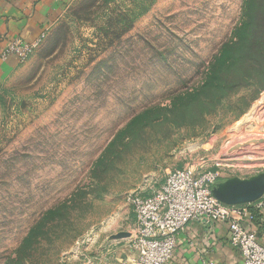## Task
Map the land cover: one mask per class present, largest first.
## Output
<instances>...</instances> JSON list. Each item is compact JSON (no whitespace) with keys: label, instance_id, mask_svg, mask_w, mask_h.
<instances>
[{"label":"rangeland","instance_id":"374dc122","mask_svg":"<svg viewBox=\"0 0 264 264\" xmlns=\"http://www.w3.org/2000/svg\"><path fill=\"white\" fill-rule=\"evenodd\" d=\"M246 1H67L0 81V264H133L128 195L172 169L264 188Z\"/></svg>","mask_w":264,"mask_h":264},{"label":"built area","instance_id":"2783aa9c","mask_svg":"<svg viewBox=\"0 0 264 264\" xmlns=\"http://www.w3.org/2000/svg\"><path fill=\"white\" fill-rule=\"evenodd\" d=\"M48 28L33 40L14 37L0 49V59L13 56L24 61L45 39ZM216 174L172 169L165 178L128 195L134 213L129 247L135 252L133 264H167L173 257L177 236L192 223L213 229L226 223L228 242L239 255L241 264H264V244L258 231L264 223V197L243 203L225 204L212 187ZM260 221L256 222V217ZM212 264V263H210Z\"/></svg>","mask_w":264,"mask_h":264},{"label":"crops","instance_id":"0c3cea01","mask_svg":"<svg viewBox=\"0 0 264 264\" xmlns=\"http://www.w3.org/2000/svg\"><path fill=\"white\" fill-rule=\"evenodd\" d=\"M68 0H0V49L14 37L33 40L50 28L57 12ZM19 65L9 56L0 59V81ZM256 217V222L260 221ZM226 223L213 229L202 223L189 224L178 236L172 259L167 264H241L238 251L228 242ZM258 239L264 244V223L258 231ZM133 252V259L135 252Z\"/></svg>","mask_w":264,"mask_h":264},{"label":"water","instance_id":"95a60500","mask_svg":"<svg viewBox=\"0 0 264 264\" xmlns=\"http://www.w3.org/2000/svg\"><path fill=\"white\" fill-rule=\"evenodd\" d=\"M214 185L212 187V192L214 196L225 204L248 203L258 199L264 193L263 187L246 185L243 187L232 188L226 197H219L215 194Z\"/></svg>","mask_w":264,"mask_h":264},{"label":"trees","instance_id":"16d2710c","mask_svg":"<svg viewBox=\"0 0 264 264\" xmlns=\"http://www.w3.org/2000/svg\"><path fill=\"white\" fill-rule=\"evenodd\" d=\"M245 21L243 24L244 32L246 33V28H252L253 26L259 24L255 18L256 15L264 16V0H247L244 6ZM33 231V230H32ZM32 231L24 239V244L28 242V238L32 235Z\"/></svg>","mask_w":264,"mask_h":264}]
</instances>
